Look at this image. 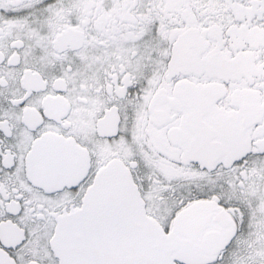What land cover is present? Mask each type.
<instances>
[{
  "label": "snow or ice",
  "instance_id": "6c2138e0",
  "mask_svg": "<svg viewBox=\"0 0 264 264\" xmlns=\"http://www.w3.org/2000/svg\"><path fill=\"white\" fill-rule=\"evenodd\" d=\"M0 264H264V0H0Z\"/></svg>",
  "mask_w": 264,
  "mask_h": 264
}]
</instances>
